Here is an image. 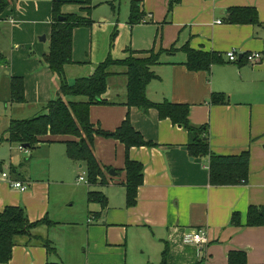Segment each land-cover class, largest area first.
Here are the masks:
<instances>
[{
    "label": "crops",
    "instance_id": "obj_1",
    "mask_svg": "<svg viewBox=\"0 0 264 264\" xmlns=\"http://www.w3.org/2000/svg\"><path fill=\"white\" fill-rule=\"evenodd\" d=\"M29 1L13 2L0 17V23L17 27L23 21L21 14L30 5ZM53 1L65 2L62 13L73 14L80 13V8L79 12H75L72 5L78 6L75 3L83 0ZM142 1L145 3L143 10L146 15L143 24H149L150 20L154 22L157 13V20L161 22H156L158 27L153 30L156 37L153 46L150 40L143 48L137 45L130 48L134 51H159L175 46L178 50L172 55H163L160 64L153 67L158 78L149 84L147 97L155 103L169 101L188 105L191 125L207 127L211 154L236 156L249 151V178L235 186H213L210 182V156L192 158L188 151V132L173 125L170 120H160L156 110L146 112L126 106V70L113 68L115 75L109 78L108 90L103 97L109 105L91 107L92 124L113 132L129 117L133 128L156 146L130 150V159L144 166V184L139 189L137 206L127 209L124 187L126 176L123 172L126 148L118 141L96 138L94 153L97 160L119 175L110 176V170L107 174L109 184L92 189L108 198V207L104 211L99 204H89L91 188L87 185V224H102L106 228L111 249L122 250L121 255L113 256L108 264H127L128 247L136 241L140 245V255L145 257L139 259L137 264H151V261L161 264L165 247L169 248L168 264H229L230 253L244 254L247 264H264V226H246L249 208L264 207V0H181L170 14L169 5L174 0ZM237 7L255 8L261 26L230 24L229 11ZM44 15L51 27V4ZM50 34L51 30L49 42ZM187 44L195 51L222 55V64L212 66L207 72L189 71L185 65L187 56L180 51ZM233 50L241 57L238 63H229L226 57ZM255 52L262 54V60L249 64L245 56ZM73 62L65 68L66 75L69 71L74 75L68 76L69 84L93 75L101 63H82L74 59ZM10 67L11 64L0 69L7 70L9 75ZM43 67L50 80L54 78L59 82L57 76L46 66ZM12 77L22 76L11 75L10 81ZM9 87L6 104L12 105ZM58 90L59 87L56 88L55 98ZM25 94L27 96L26 86ZM214 94L225 95L229 103L214 104ZM43 98V105L30 116H27L29 109L26 111L18 107L17 113L5 118L0 128V147L10 146L9 155L0 154V172L3 175L7 173L4 170H8L11 181L28 187L27 191L21 192L0 175V206L1 209L9 206L24 208L32 223L48 217L55 226L40 227L34 234L49 241L55 251L49 253L39 241L21 238L13 249L9 264L62 263L58 248L50 236L51 231L66 223L58 220L59 201L54 200L51 204V189L54 185L64 184L70 177L74 178L77 175L75 171L84 170L81 164L71 161L66 155L65 142L74 138L44 137L37 148L27 150L32 155L30 158H23L27 153L20 151L18 145L7 142L5 131L11 121L40 115L52 100V94L46 90ZM25 104L27 102L20 105L27 106ZM4 116L2 114L0 118ZM13 146H17L20 153L13 154ZM43 149H47L45 153L37 154ZM56 154L60 159L54 167ZM30 160H37L46 166L43 178L32 180V176L27 173L32 163ZM235 213L241 216V226L232 224ZM200 230L207 231V244L188 242V237ZM151 256L154 260H151ZM72 257L70 255L69 258L73 264H101L83 255Z\"/></svg>",
    "mask_w": 264,
    "mask_h": 264
},
{
    "label": "trees",
    "instance_id": "obj_2",
    "mask_svg": "<svg viewBox=\"0 0 264 264\" xmlns=\"http://www.w3.org/2000/svg\"><path fill=\"white\" fill-rule=\"evenodd\" d=\"M16 0H0V17L10 8ZM181 0L170 2L168 14ZM140 0H133L130 13V25L144 22L145 14L141 11ZM65 2L54 1L52 5V24L50 34L49 53L43 57L42 63L53 75L59 78V90L56 99L51 100L44 111L35 117L26 120H12L5 131L7 142L18 146H27V150L38 147L44 137H70L74 140L66 141V155L84 167L88 187L89 204H99L102 210L108 207V198L102 192L94 191L97 186L109 184L107 178L111 168L104 167L94 153L97 137L112 139L120 142L126 148V162L124 183L126 191V208L137 206L140 187L144 184V166L132 161L129 157L132 148L154 147V143L146 141L143 135L136 131L130 118L113 132L105 131L92 124L90 110L95 105H109L103 99L108 90V80L115 75L113 68H124L127 78V101L129 108H138L148 112L153 109L158 112L160 120H170L175 126L188 132V151L192 158L210 156V182L215 187L235 186L249 178L250 152L245 151L236 156H219L211 154L207 139V127L191 125L190 107L188 105L173 104L169 101L155 103L147 97L149 84L158 77L153 67L160 64L161 57L165 54L172 55L177 49H161L159 51H134L130 47L126 50L127 56L123 59H114L109 55L98 64L93 75L79 78L74 84H69L65 68L73 64L74 32L78 28H91L92 0L76 2L80 13L63 14ZM63 17L64 20L59 19ZM228 22L233 25L261 26L258 11L253 7H237L229 11ZM115 38V37H114ZM187 56L186 67L191 72H207L217 64H222V55L216 52L195 51L187 44L180 49ZM0 55V68L8 66V61H3ZM243 60V59H242ZM10 100L13 103L24 104L25 81L23 77H12L10 81ZM212 101L216 105L228 104V99L223 94H214ZM79 99V100H76ZM234 226H241V216L235 213L232 217ZM43 226H55L48 217L30 222L24 208L9 206L1 209L0 206V264H9L12 260L13 249L18 240L28 238L39 241L49 253L55 251L51 243L37 237L35 231ZM247 227L264 226V207L251 206L247 216ZM169 248L165 247L162 253L161 264H168ZM244 260V261H243ZM242 261V262H241ZM51 264V263H50ZM229 264H247L242 253H230Z\"/></svg>",
    "mask_w": 264,
    "mask_h": 264
},
{
    "label": "rangeland",
    "instance_id": "obj_3",
    "mask_svg": "<svg viewBox=\"0 0 264 264\" xmlns=\"http://www.w3.org/2000/svg\"><path fill=\"white\" fill-rule=\"evenodd\" d=\"M53 2V0H30V5L21 14L23 21L17 27L5 22L0 23V55L4 57L3 61H9L11 64L8 70L9 75L7 70L0 69V116L5 114L0 118V128L5 118L17 113L18 107L26 111L29 109L27 116L34 113L35 109L43 105V95L46 90L48 94H52V100L56 99V88L59 87V82L54 78L50 80V77L45 74L42 63L44 55L49 52L48 35L51 30L50 22L45 21L47 16L44 14L48 13L50 4L53 5ZM141 4V11L144 12V1ZM92 5L94 7L92 27L78 28L74 32L73 59L75 61L98 64L110 53L114 59H122L129 47L134 48L137 45L143 48L150 40L153 46V41H156L153 30L158 27L156 22H161L157 20L158 13L154 22L150 20L149 24L141 23L131 26L129 19L133 0H92ZM72 6L75 12H79L78 6L74 4ZM43 37H46L47 41H42ZM11 75L24 77L27 92L25 105L27 106L13 104V102L12 105L6 104V91H8ZM66 76L68 78L74 75L69 71ZM12 149L13 154L20 153L17 146H13ZM46 150L38 151L37 154L45 153ZM0 154L1 156L9 155L10 146L0 147ZM22 157L30 158L32 155L27 152ZM58 159H60L59 155L56 154L53 159L54 167L57 166ZM23 161L27 165L26 159ZM30 161L32 163L27 173L32 176V180L43 178L46 166L37 160ZM4 172L9 174L8 170ZM75 172L77 175L74 178L70 177L64 181V184L54 185L51 189V204L54 200L59 201L57 212H60L58 215L60 219L58 220L67 225L51 231L50 239L58 248L61 264H73L69 258L70 255H73L72 258L83 255L94 262L108 264L107 262L114 258L113 256L121 255L122 250L111 249L107 242L106 228L102 224L92 226L87 224L89 218L87 184H79L77 181V176L85 171L81 169ZM2 173L0 172V175ZM139 250L141 249L137 241L128 247L127 264H137L139 259H145L140 255ZM150 258L154 260L153 256ZM151 262L153 264V261Z\"/></svg>",
    "mask_w": 264,
    "mask_h": 264
},
{
    "label": "built area",
    "instance_id": "obj_4",
    "mask_svg": "<svg viewBox=\"0 0 264 264\" xmlns=\"http://www.w3.org/2000/svg\"><path fill=\"white\" fill-rule=\"evenodd\" d=\"M221 22H218L220 24ZM226 57L229 61V63H238L240 61V56L237 53V51L233 50L226 54ZM244 58V57H243ZM246 61L249 64H256L262 60V54L261 53H250L247 56H245ZM20 151L27 153V149L23 148L22 146H19ZM2 179L8 181L14 188L19 189L21 192L27 191L28 187L24 186L23 184L19 182H13L11 181L9 175L3 174ZM79 183H84L88 185V181L86 179V173L84 172L79 178ZM188 242L195 243L197 245H205L208 242L207 239V231L200 230L196 232L193 236L188 237Z\"/></svg>",
    "mask_w": 264,
    "mask_h": 264
},
{
    "label": "water",
    "instance_id": "obj_5",
    "mask_svg": "<svg viewBox=\"0 0 264 264\" xmlns=\"http://www.w3.org/2000/svg\"><path fill=\"white\" fill-rule=\"evenodd\" d=\"M59 20L62 21V20H64V18L61 17ZM42 41H46V37H43V40ZM23 148L27 149L28 147L27 146H24ZM109 175L110 176H117V175H119V173L115 172L114 170H111L109 172Z\"/></svg>",
    "mask_w": 264,
    "mask_h": 264
}]
</instances>
